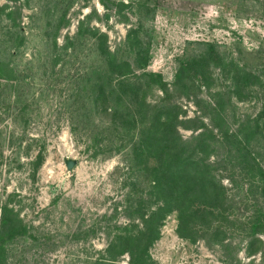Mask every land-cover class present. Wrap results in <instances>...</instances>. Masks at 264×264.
Wrapping results in <instances>:
<instances>
[{"label": "rangeland", "instance_id": "374dc122", "mask_svg": "<svg viewBox=\"0 0 264 264\" xmlns=\"http://www.w3.org/2000/svg\"><path fill=\"white\" fill-rule=\"evenodd\" d=\"M207 42L214 43V58ZM147 50L150 58L135 66L127 98L111 85L100 91L99 80L110 77H102L104 53L137 65V52ZM191 58L208 60L212 88L186 92L175 85L180 63ZM0 66V264H130L129 252L113 259L108 249L123 226L135 233L144 227L139 210L148 216L158 206L146 160L141 164L134 154L142 127L138 103L166 95L159 84L148 86L146 71L167 81L189 147H217L212 161L231 147H250L264 165V0H0ZM233 68L259 77L251 86L242 82L248 87L242 96L224 98L226 126L238 132L239 145L214 142L222 135L205 113L214 100L209 89L227 87ZM113 75L115 84L119 75ZM116 97L135 103V128L121 125L125 106ZM232 164H216L215 172L232 185L229 196L247 222L264 209V199L247 193L248 175ZM234 171L237 179L246 176L238 193L227 176ZM6 205L18 224L12 235L2 225ZM178 222L176 210L166 215L149 264H264L261 243L254 254L247 249L246 222L219 238L207 232L195 240L179 234ZM257 235L264 239V232Z\"/></svg>", "mask_w": 264, "mask_h": 264}, {"label": "trees", "instance_id": "16d2710c", "mask_svg": "<svg viewBox=\"0 0 264 264\" xmlns=\"http://www.w3.org/2000/svg\"><path fill=\"white\" fill-rule=\"evenodd\" d=\"M80 34L82 35L81 32ZM207 44V54L209 57L214 58L216 52L214 43L207 42ZM104 55L107 57V66L104 67H108V69L103 71L102 77H110L106 79V82L99 80V84H103L102 87L101 85L99 86L100 91L104 93L105 88L111 85L109 88H112V91L118 89L119 93L120 91L126 93L127 96L124 97L127 98L130 91L126 89L133 86L131 78L133 75H137L136 72L134 73L135 66L145 67L150 58L148 50L144 54L141 51L137 52L135 62L137 65H133L128 59L109 56V53H104ZM202 55H205V53ZM217 60H219L218 56ZM207 63L208 60L201 61L199 58L182 60L176 73L175 85L178 86V83L181 82L183 85L182 89L186 92L189 89L200 88L201 85L212 88L211 81H208L210 80L209 78H213L212 73L209 72L207 75V70L204 71L207 69ZM1 69L2 67L0 66V71ZM244 72L243 68L230 69L228 73L230 82L227 87L216 91L209 89L210 97L214 100L213 102L207 100L206 103L209 110H206L205 113L211 118L214 127L222 135V140L214 139V142L221 141L226 143L228 141L235 145L243 142L238 137V132L231 133L228 126H226L225 110L227 105L224 98L231 101L234 96H242L245 89L248 88L242 82L245 81L251 86V78L253 76L259 79L252 71L247 70ZM113 74L119 75L115 84L113 83ZM142 76L147 78L148 86L153 83L159 84L166 95L162 97L159 103L152 104L146 99H141L140 103H138V110L142 114V127L140 129L141 136L135 143L134 154L136 155L135 159L139 163L146 160L144 169L149 170L150 193L157 196L156 202L158 206L151 209L148 216L139 210L140 216L145 222L144 227L138 229L135 233L127 225L123 226L124 231L117 234L109 246L108 252L113 259H118L120 255L129 252L131 256L130 264H149L151 259L150 247L160 236V227L166 215L171 211H177L179 234L192 240L207 232H214L215 236L219 238L222 232L226 233L228 230L234 232L238 230L239 226L241 228L244 226L247 218L240 214V211L235 210L238 200L229 196L232 185L228 186L217 176L218 173L215 172L214 168L216 164L231 162L233 163L232 168L239 164L240 170L248 175L249 185L246 188L247 193L259 192L264 199V165L255 151L250 147H231L221 154L218 153L217 158L212 161L209 159L210 154L217 147H189V144L181 137L178 127V111L176 109L178 105L171 101L169 97L167 81L163 80L160 73L153 71H146L142 73ZM99 78H101V75ZM111 96L114 97L113 94ZM196 96L197 93L195 98ZM114 100L116 104L124 103L123 105L125 106L123 107L125 112L123 115L126 117L122 119L121 125L129 129L135 128L138 122L136 121L137 117L135 116V103H133V100L129 99L130 101L126 102V99L117 97ZM196 102L202 106L200 99ZM202 124V126H206V130H211V134L215 136L214 127L209 129L208 124L205 122H202ZM257 125L258 128L262 129L260 124ZM204 133L205 131L199 133L200 138L198 139L201 142H203ZM245 174L243 177H238V179L234 177L235 171L234 175L230 173L227 175L233 184L238 186L237 193L242 189L240 186H242L241 181L243 178H246ZM246 198L241 201H245ZM140 204L139 209H142L143 205L142 203ZM12 213H14L13 209L6 205L3 211L2 225L8 226L7 230L11 235L18 231V224L14 222L16 221V215L13 216ZM244 218L245 220H243ZM248 218L249 220L246 222L248 227L243 230L245 236L249 238L247 249L250 254H254L258 249V247L254 246L261 243L262 247L258 252H261L264 258V239L257 235L258 232L260 234L264 232V209L254 212ZM227 245H232V242L227 241ZM231 259L226 257L225 261L231 263Z\"/></svg>", "mask_w": 264, "mask_h": 264}, {"label": "water", "instance_id": "95a60500", "mask_svg": "<svg viewBox=\"0 0 264 264\" xmlns=\"http://www.w3.org/2000/svg\"><path fill=\"white\" fill-rule=\"evenodd\" d=\"M76 161L72 158L67 159V165L69 168H72L75 165Z\"/></svg>", "mask_w": 264, "mask_h": 264}]
</instances>
